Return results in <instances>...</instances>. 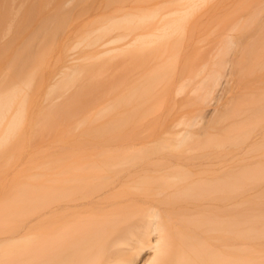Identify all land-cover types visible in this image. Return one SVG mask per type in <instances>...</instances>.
<instances>
[{"label": "bare ground", "instance_id": "1", "mask_svg": "<svg viewBox=\"0 0 264 264\" xmlns=\"http://www.w3.org/2000/svg\"><path fill=\"white\" fill-rule=\"evenodd\" d=\"M73 1L75 0H62L59 7L68 6ZM83 1L85 3L88 0ZM187 1H192L194 2L193 5H197L196 2L200 0ZM78 2L79 4L83 3L81 0H78L76 3ZM220 2H222V0ZM220 2L219 5L221 6ZM164 3L172 4V0H164ZM79 4L74 5L76 7ZM222 4H225V2ZM40 5V0H0V133L6 132V140L12 133L20 130L26 132L32 128L34 124L39 127H44L45 123L43 122H46V119L42 122L43 126H40L42 124L39 123L37 119L38 117L42 119L44 117L47 118L46 116L49 115V120H52L53 116L51 115L57 116L59 114L61 115L62 112L63 114L67 113L66 110L72 108L70 101L74 104L76 102L75 99H81L86 96V93H89L87 91L84 96H82L84 92L81 91V87V90L79 88H77V90L79 89V91L82 92L80 93V96L82 97L78 96L79 91L76 93L77 90L68 93L70 90L68 88H71V86L74 85V81H77L76 78L78 79L81 77V79L78 80L82 82L85 79L83 75L90 78L89 76L94 73L96 76V72H101V74L108 72L111 66H113V62L119 57L124 61V54L127 53H131L133 59L131 62L134 63V60L137 63L140 62L141 69L136 73V76L133 79V83L135 84L133 89L135 90V87H137L138 84L141 85V83L144 84L148 82L154 71H157V69L160 70V68L163 69L162 67L164 66L162 65L166 62L169 64V61L171 60H169V52L171 49L174 51V48H177L175 49L177 51H174L171 56L173 60L170 61V65L174 61L173 56L176 53V56L178 57L180 56L178 55V52L183 48H186V50L191 48V40L194 36L195 28L198 25L197 19L193 21L187 19L194 8L193 5L167 10L162 14H160V8H158L151 12L149 10L148 14L142 13L140 15L133 13H126L122 16H117L115 15L116 13L107 16H100L101 14L99 15L98 13L92 16L88 15L86 22L100 23V25L96 27H93V25L89 26L83 36L95 40L96 46L81 59L80 56H76L74 52H71L69 44H61V46L57 48L59 52L57 57L58 63L54 68L44 69L36 79L37 67L44 60L38 55L46 52V47L54 38L56 32H58L57 30L55 31L54 28L59 22L61 24L65 22L61 28L63 26L65 27L67 24V21L63 20L66 19V17H57L56 13H49L48 8L50 4H48L47 7L45 5V8L41 13L39 11ZM100 6L98 8H100ZM24 8L26 11L21 13V10ZM72 8L74 9V6H72ZM122 8L125 10V7ZM148 9V7H141L138 11L147 12ZM65 11L71 12V9ZM210 11H203V13L200 14V17L209 14ZM62 14L60 13V15ZM256 16V14H253V16L251 15L250 17H247L246 20L248 23L246 22L247 24L245 26L251 27V25L254 24ZM58 18H61L63 21H60ZM57 19L59 21H57ZM56 21L58 24L54 26ZM122 22H125L127 25L130 24V28L125 24L122 25ZM240 23L241 20L236 22V24L232 26L230 32L235 31ZM59 25L56 29L59 28ZM120 28H128L130 31L114 35L115 30ZM242 30H244V28H242ZM259 33L260 29L258 26L253 28L251 32L245 31L244 35L247 36V39L243 45L239 43V41L236 42L234 38L228 34L223 36L218 43L216 42L217 44H214L215 47L212 46L213 49L211 47L212 53L210 51V57L206 58V61H203V66H199L200 70L198 69L199 71L196 72L197 75L194 73L196 78L193 77L194 75H189L195 78V85L191 90V94L196 95L199 102H202L205 111H198V114H200V112L201 114L191 121L188 120L186 122L181 118V121L165 131L163 136L159 135L160 137L150 139L146 143H138V145L132 144L131 147L128 146L133 157L136 155H142L139 156L140 158L135 157L138 161L142 160V163L141 161L139 163L137 159H134L133 161V159L130 158L131 156L125 154L126 159L124 157L121 161L126 160L128 163L127 159L130 158L129 161H132L129 163L133 162L132 164L126 165L127 163L123 162L124 165H122L123 163H120V166H117L116 164L93 165L94 168H90L91 166L88 167L90 169L83 166V168H75L83 171L86 170L82 175L73 174L67 179L54 180L53 185L43 187L47 189L45 192L38 188L35 195V190L32 191L30 189H24L26 191L25 196L15 195L14 193L13 196L11 194L12 196L10 195L7 206L0 209L2 215L5 214V212H9L12 216L18 214V212H13L14 214L12 213V205L16 202H20V204L21 202H27V208L32 204V207L35 208V218L31 224V226L34 227V236L32 238L28 237L24 239V241L21 240L23 242L16 247L18 248V251L21 250L19 251L20 253L17 251V257L20 260V264H264V249L262 250L264 245L258 250L252 249L250 245H245L246 242H242L243 244L241 248H238L235 253L232 249V242H234L233 238L248 241L249 243L247 242V244H250L251 242L256 243L257 240H259L258 242L260 245V241L264 240V238L260 239V225H264V217H260V214L257 212V214H241L235 219L231 218V200H229V197L227 196L226 189H223L220 182H218L219 179L216 181L215 179H202L206 173L208 174L207 170H205V173L204 170L199 171L202 167L193 169L179 164L178 161L176 162L177 164H174V162L171 164L172 162H169L170 164L168 165H162L160 163L169 157V155L167 154L168 156L164 157L161 156V153L159 154V152L163 153V151H161L163 149L167 152L168 148L170 150H179L178 153H180L185 146L187 147L191 145L189 143L192 139L193 142L191 143H194V141H197L195 138L198 139L197 136L202 138L200 135H195L194 137L192 129L200 125L198 124L199 118L202 120L201 124L203 122L202 127L206 128L207 122H205V124L204 120L206 121V119H208V123L209 121L212 122L211 119L215 118V113H219V108L216 106L220 100H222V95H225L224 92L226 91V85L229 83L230 76L234 74H232L233 69H231V59H229L230 51L232 49L234 50V48L238 49L239 47V52H245L246 60L247 58L249 59L248 55H251L250 53L256 48L257 40H260V38L257 39ZM74 35L76 36L75 33ZM102 35H113L115 39H127L128 41L121 45L105 49L104 47L110 39L105 41V43H100ZM113 36H111V38H113ZM185 39H188V42H186L188 44H184ZM40 50L42 52L38 54ZM178 59L179 57L175 60L177 61ZM136 62L135 65L137 66ZM173 64L176 65L178 63L174 61L172 66H169L172 68L175 66ZM165 65L167 66V64ZM248 66L247 67L250 69L253 67L252 64ZM131 67H133V64H131ZM30 68L31 70H29ZM134 69H132V72L135 73ZM169 69L167 68V73L169 72ZM85 71H90L92 73L88 75ZM163 74L161 76H164V79H166L165 74ZM182 74L180 76L181 78ZM93 76L90 78L93 80L90 81L94 82L92 83L93 89L91 90H95L96 88L94 91L96 92L99 88L101 89L102 86L100 85L102 84L99 83H102V80H100L101 78L99 76V78H93ZM153 76L154 79L157 78V75L153 74ZM172 78L173 77H170V80H172ZM105 79L106 78L103 80L104 82ZM161 79L162 77L154 81H161ZM194 80L188 82V78L185 82L194 83ZM90 81L86 80L84 83L86 89L88 86L86 83ZM95 81L96 83L98 81L99 87L95 84ZM108 81H106V83ZM157 82L162 84V82ZM156 83L153 85L158 84ZM183 83L184 82L182 81V84ZM187 83H185L187 86L190 85ZM108 84L110 86L105 84L107 89L112 85L111 82ZM58 85H61L59 88L62 90L60 91L61 95L56 97V101L52 98L47 102L48 100L46 98H48V92ZM229 85L231 86V84H228V89L230 87ZM148 86L151 87L149 91L152 92L147 90V93H145V90L144 92L142 91L143 93H140L141 95L135 97L134 95L131 96L136 98V104L134 106L138 107V110L136 107L134 109L138 112L143 109L142 105L144 103L148 104L154 101V99H152L153 97L156 98L158 96L153 92L152 86L147 85V87ZM184 86V84L180 86L179 91H176L175 94L177 95V92L180 93L181 90H183L182 92L184 93ZM187 86H185V89ZM89 87L91 88V85ZM154 87H156L155 89L157 90L159 86ZM170 88H167L168 91H165L166 94L161 93L162 95L159 98H163L164 100ZM137 91L133 92L135 93ZM229 91L226 92L229 93ZM90 92L92 93V91ZM128 92L130 91L127 90V93ZM124 93L126 94V92ZM115 94L116 92L98 94V96H100L97 98L99 99L98 103H101V106L105 104L102 108H99V110L101 109L102 111L99 112L101 115L103 114V111L104 114L108 111L105 109L108 108L107 106H109L114 100H116L117 103H120L118 102V99H114L116 96ZM131 94L129 93V96ZM110 95H112V97H109ZM123 95L124 94H121V101L124 98ZM129 96L126 95L125 99ZM116 98L119 97L117 96ZM222 98H224V96ZM261 98H263L264 101V95H261L258 98L259 104ZM125 99L123 102H126L127 99ZM109 100L111 101L108 102L109 104L104 103ZM174 100H176V98ZM229 100L228 102L231 103V100ZM248 100L249 101L245 99L243 102L241 101V104L245 103V105H242V108L246 107L249 102L257 103L254 98H249ZM45 101L47 102V107L43 108L41 104ZM67 101H69V104ZM263 101L261 103H263ZM65 103L68 106L65 105ZM129 103L131 104L130 101ZM253 103L249 104L247 107ZM64 105L65 107L67 106L66 110ZM223 105L225 106V104ZM210 106H214V109L206 110ZM50 107H53L54 109ZM145 107L146 106H144V108ZM132 108L133 107H131V109ZM151 108H148L150 109L148 111L145 110L142 112L144 115H141V117L144 118L146 115L145 113L147 112L148 114L149 111H151ZM223 109H225V107H223ZM64 110L66 112H64ZM226 110L227 109L221 111V113L226 112ZM251 110L256 112L257 109ZM262 110L263 109L261 108L260 111ZM133 111L134 110L132 109V111L127 112L134 116L135 111L134 113H131ZM88 113V111L82 112L81 115L83 117ZM246 113H250V111L245 112V114ZM122 114L124 116V113ZM226 114H228L226 116H229V111H227ZM230 114L235 118L231 112ZM218 115H220V113ZM243 115L244 114L242 113L241 116L243 117ZM119 116L120 115H118V117ZM226 116H224V118ZM252 116L253 114L250 115V118L248 117L246 119H250L248 122L250 123L251 121L250 124H252V130H254V128L259 125L258 122L260 117H264V112L259 118H257L258 115L254 114V116H256L255 119L258 121L257 125L254 124L256 126L253 125L256 121L253 118L254 116ZM131 117L132 116H130V118ZM86 118H90V115L86 116ZM133 118L132 121H134ZM215 119L213 120L215 121ZM226 119H228V117ZM246 119L237 118V120L231 124V127H236L235 130L233 129L232 131L237 133L241 128H248L249 123H247ZM125 121L126 120H124L123 123H125ZM223 121L224 120L219 122H222L224 125V122H227V120ZM245 121L247 125L245 124ZM135 123H137V121ZM242 123L246 126L243 127ZM125 124H127V122ZM222 124L220 123L221 126ZM115 125L116 124H113L112 126L114 127ZM135 125L138 126V124ZM240 125L242 127L238 129V126L240 127ZM136 126H134V128H136ZM181 126L184 129L176 131V129ZM39 127L35 129V131L38 130ZM249 128H251V125ZM124 129L126 130V127ZM132 129L127 132H131ZM120 130L122 129L120 128ZM133 130L135 131V129ZM227 130L230 132L231 128ZM197 132H199V130H197ZM233 132H231L232 134L230 133V135H233ZM254 132L255 131L250 132L251 136ZM228 134L229 133L227 132V135ZM208 135L212 136L213 134ZM248 135L250 136V134ZM257 135L259 136L260 133ZM213 136L217 137V139L222 137L221 135L218 137V134H214ZM249 136L246 138L249 139ZM236 137L239 139H234L233 142L240 140V135H236ZM256 138L258 137L256 136L255 139ZM247 139L244 138L243 140L247 141ZM214 140L215 139L212 138V141ZM212 141L211 144H213ZM217 141L218 140H215L216 144ZM237 141L235 143L236 145L238 143ZM258 142L259 141L256 143ZM224 143L227 144L228 142H223V144ZM241 143H243L242 140L239 144ZM248 143L250 144L251 142ZM253 143L251 144L254 148L259 145L257 144L253 146ZM229 145L231 146V144ZM224 146L225 145H218V147ZM241 146H243V144ZM181 147L183 148L181 149ZM215 147H217V145H215ZM122 148L124 149L125 147ZM247 148L250 149L249 145ZM124 150H127V148ZM142 150H144V152H142ZM130 151L129 153L131 154ZM145 151L146 153L148 151V154H146ZM185 151L184 153L188 150ZM203 159H205V157ZM135 161H137V164ZM167 162L168 161H166V163ZM199 165L200 164L197 166ZM205 168L207 169L206 165ZM243 170L245 172L247 169ZM248 170H250V168ZM209 171L212 175L215 173V171L212 172L213 170ZM201 172L203 176L199 174ZM251 174H253V178H255V173ZM247 181L252 182L248 179ZM31 194L34 196H30ZM254 210L256 211L257 209ZM2 215L1 219L3 217V226L5 217ZM3 239L4 238H1L0 242H4ZM29 244H32L31 246L33 248H31ZM260 251H262V253H260Z\"/></svg>", "mask_w": 264, "mask_h": 264}, {"label": "rangeland", "instance_id": "2", "mask_svg": "<svg viewBox=\"0 0 264 264\" xmlns=\"http://www.w3.org/2000/svg\"><path fill=\"white\" fill-rule=\"evenodd\" d=\"M77 1L78 0H75L70 5L68 6L66 5L67 7L66 6L59 7V4H61L62 0H40L41 3L39 9L40 13L44 10L45 5L47 7V5L50 4L48 8L49 13L50 14L56 13L57 17H63V18L66 17L67 20L66 19L63 20L67 21V24L65 25V27L63 26L64 28L63 27L61 28V26L65 24V22L63 24L59 22V24L61 25L57 23V21L59 20L63 21L61 20V18L60 19L58 18L59 20L57 19V21L54 23V26H56L57 24L59 25L58 29H56L58 25L54 28L55 31L57 30L58 32L59 31L60 32L59 33L56 32V35L54 33L55 39L53 38L54 40L52 39L50 41V43L46 47V52L42 54H40L42 52L41 50L38 52V54H40L38 56L42 57L44 60L37 67L36 79L44 69L54 68V66L58 63L57 57L59 55V52L57 48L61 46V44H66V45L69 44L70 45L69 49L71 50V52H74L76 56H80L81 59L82 57L84 58L86 54L96 46L95 40H93L92 38H88L87 36L86 37L83 36L86 33V29L89 26L93 25V27H96L100 25V23L97 24L89 21L86 22L88 15L92 16L96 13H98L99 15L101 14L100 16L102 15L107 16L113 13H116L115 15L117 16H122L123 14L126 13H133L140 15L142 13L148 14L149 10L151 12L157 10L158 8H160V14H162L164 11L171 10L174 8L179 9L181 6H185V7L189 5L192 6L194 3L192 1H187V0H172V4L164 3V0H88L84 3V1L81 0V2L83 3L79 4V2L76 3ZM220 1L221 0H200L196 2L197 5H193L194 8L192 9L191 14L190 16H188L187 19H189V21H193L197 19L198 25L195 28V32H194V36L192 37V40L190 39L192 42L191 48L187 50L186 48H183L181 51H179L178 55L180 56H178L179 59L177 61L175 60L178 58L176 56L177 53L173 56L174 61L178 63L176 64L177 66L173 64L175 65L173 66L174 68L170 67L172 66V63H174V61L171 63V65H170V61L173 60L171 56L173 55L174 51H177L175 50L177 48H174V51L173 49H171L172 52L171 50H170L171 53L169 52L170 54L169 60L171 59L170 61L168 60L169 64L166 62L165 64H167V66L165 64L162 65L165 68L161 66L163 69L160 68V70L157 69V71H154V73H152V76H150L151 78L150 80H148V82L144 84L141 83V85L138 84L137 87H139L140 85L139 87L140 89L135 87L138 91L136 89L135 90L133 89L135 86V84L133 83V79L136 76V73L141 69L140 62H138L139 64L135 60L134 63L131 62V60H133L131 57V53H127L124 54L125 60L124 61L121 60V57L117 58L113 62V66H111L108 72L103 73L102 71L103 74H101V72H96V76L94 75L95 73L93 72L94 76L91 75L93 76V78L100 77L101 78L100 80H102L101 81L102 83H99L102 84L100 85L102 86L101 89L99 88V90L96 91L98 93L94 92L96 90L95 87H94L95 90H91L93 89L92 83H94L92 82L93 80L90 79L92 78L91 76H89L90 78H88L87 76L83 75L85 79L82 82L78 80L81 79V77L78 79L76 78V80L79 82L74 81V85L71 86V88L70 87L68 88L71 90V91L69 90L68 93H71L73 90H77V88L80 89V87L82 89L80 90L84 92L82 96H84L85 92L87 91L89 93H86L85 94L86 96L81 99L77 98L78 101L77 99H75L76 97L75 96L74 99L76 100V102L73 104L70 101V105L72 106V108L70 109L67 108L68 110H66V107L68 106L66 103L68 102L69 104V101H67L65 103V105L67 106L65 107L64 105L67 113L63 114L62 112L61 115L59 114L57 116L51 115L53 116L52 120L51 119L49 120L48 118L49 115L46 116L47 118L44 117L42 119L38 117L37 119L39 123L42 124L40 126H43V123H45L44 127H39L38 125L34 124L33 127L27 130L26 132L20 130L15 133H12L7 140H6V132L0 133V209L7 206L11 194L13 196L14 194L25 196L26 191L24 189H30L32 191L35 190L34 193L35 195L38 188L41 191L45 192L47 191V189L43 187L53 185L54 180H59L64 178L67 179L71 177L73 174L82 175L86 171L75 168H79V167L83 168V166L85 168H88L90 166H91L90 168H94L93 165H111V164L112 165L116 164L117 166H120L119 165L120 163L123 162L127 163V161L125 160L126 155L131 156L130 158H132L134 161V159H137L135 157L140 158L139 156L142 155L139 156L136 155L135 157H133V154L128 149L129 148L128 146L131 147L132 144L138 145V143L141 144L146 143L150 139H155L157 137L163 136L164 132L167 131L169 128L173 127V125H175L177 122L181 121L180 120L181 118L182 120L187 122L188 120L191 121L194 118L198 117V115L201 114V112L200 114H198L199 113L198 111L204 110L203 104L201 101L199 102V99L197 98L196 95L191 94V90L195 85L194 79L196 78L195 75H197L196 72L200 70L199 66L200 67L203 66L204 64L203 61L204 60L206 61L207 60L206 58L210 57V54L212 53L211 50L213 49V47H215L214 44L216 45L223 36L229 34L234 38L236 42L239 41V43L243 45L244 42H246L245 40L247 39V36L244 35V32L245 31L251 32L253 28H256L258 26V28L260 29V33H259L260 35L259 34L257 35V39L260 38V40L256 39L257 40L256 48L253 49V51L250 53L251 54L250 56L248 55L249 57V59L247 58L248 61L245 58L246 57L245 52L243 51H241L242 53L239 52L240 50L238 46H236L238 47V49L234 48V50L232 49L230 51L229 59H231L230 60L232 64L231 69H233L234 72L232 70L231 71L232 74L234 73L233 74L234 76L231 75L229 79L228 84H231V86L229 85L230 91L228 89V84L226 85V91H229V93L225 91L224 94L227 95L226 96L222 95V97L224 96V98L221 97L222 100H220V102L216 106L217 108H219L218 111L220 115H218L219 114L218 112L215 113L214 117L216 119L215 118L211 119L213 123L211 121H209L208 123V119H206V121L204 120V123L207 122L206 128L202 127L203 122L201 124L202 120L199 118L198 124H200L201 126L198 125L199 127L197 126L196 128L192 129L193 131L192 134L194 135V137L195 135H200V137L202 138H199V136H197L199 141L198 139L195 138V140L197 141L191 143L193 142L192 139L189 143L191 145L187 146L188 148L185 146L188 150V151L186 150L188 153L185 151L186 149L185 147L184 148L181 147V149L182 148L183 149L181 150L182 152L180 153H178L179 150L177 151L172 149L170 150L168 148L169 151L167 150V152H165L164 151L165 149H163L161 150L163 151V153L159 152V154L161 153L162 154L161 156L164 157L169 155V157H167L165 160L162 161L163 163L162 162L160 163L162 165H168L170 164L169 162H172L171 164H173V162L174 164H177L176 162L178 161L179 164L185 165L189 168L197 169L199 167H202L199 169V171L207 170L208 174L205 171L206 173L205 176L202 175V172L199 173L201 176H203L202 179H206V178L215 179V181L219 179L218 182H220L221 187L223 189H226L227 196L229 197V200H231L230 201L231 204L229 203L232 207L231 218L235 219L241 214H257V212L258 214H260V217H264V119H263L264 117L263 118L260 117V120L258 122L257 119H255L256 116H254V114H256L258 115L257 118H259V116L261 114L263 115L264 112L263 98H261L263 103H261L262 102L261 99H260V104L258 102L259 101L258 98L261 95H264V0H222V2ZM219 2L221 6L219 5ZM224 2L225 4H222ZM74 4L75 5L79 4L80 6L78 5L75 7ZM72 6H74V9L72 8ZM99 6L100 8H98ZM122 7H125V10H123ZM141 7H148L149 9L147 10V12L138 11ZM69 9H71V12L65 11ZM205 10H209L210 11L209 14L200 17V14L203 13V11ZM21 11H22L21 13H23V11H26V9L24 8ZM60 13L61 14L65 13V14H62L64 15L62 16L60 15ZM253 14L257 15L256 19L254 20V24L251 25V27H246L245 25L248 23L246 18L250 17L251 15L253 16ZM239 20H241L240 23L241 26L238 25L239 27H237L235 31L230 32L232 26L236 24V22H238ZM124 24L128 26V28H130V24L127 25L125 22H122V25ZM128 28L116 29L114 35L117 33L121 34L130 31V29ZM242 28H244V30H242ZM74 33L76 34V36L74 35ZM111 36L113 35L101 36L100 43H105V41L110 39V41L104 47L105 49L112 48L116 45H121L128 41L127 39L124 40L115 39L114 36L113 38H111ZM187 40L188 39L184 40V44H188L186 43L188 42ZM135 62L137 63V66L139 65L138 67L135 65ZM250 63L253 66L251 69L248 68L250 67L248 65H251ZM131 64H133V67H131ZM167 68L168 69L170 68L168 73L166 72ZM132 69H134L135 73L132 72ZM29 70H31V68ZM88 72L85 71V73L88 75L92 73L90 71ZM163 73L165 74L166 79H164V76H161ZM194 73L196 74L194 75ZM153 74L157 75L156 76L157 78L154 79ZM181 74H182V78L180 77ZM159 75L160 77H162L163 80L161 79V81L160 80L157 81L162 82V84L158 83L157 81H154L158 78L160 79ZM189 75L192 76L194 75L193 77L195 78ZM170 77H173L174 79L172 78V80H170ZM104 78H106L105 82L103 81ZM188 78H189L188 82H190V80L191 81L194 80V83L192 82L193 83L192 84L185 82L186 79ZM86 80L88 81L92 80L90 81L91 83L88 82L90 84L86 83V85H88L87 86L88 90L86 89V86L84 84ZM106 81L108 82L106 83ZM182 81L184 82L183 84L185 86H187L185 83L190 85H188L189 87L187 86L186 89L184 86L183 87L185 90L184 93L182 92L183 90H181L180 93L182 94L177 92L178 93L177 96L175 93L176 91H179L180 86L183 85ZM110 82L112 85L109 89H107L105 84H107V86H110L108 84ZM156 82L160 85H158ZM154 83H156L157 85H153ZM95 84H97L98 86L99 85L98 81L97 83L95 81ZM90 85L91 88L89 87ZM147 85H151V86L153 85L152 90L158 96L157 97L155 96L156 98L153 97L152 99H154V101L148 104L146 103L147 105L144 103L142 105L143 107L141 106L143 109H141L139 113L134 109L136 107L134 106L136 104L135 103L136 98L134 97L141 95L140 93H143L145 90H146L145 93H147V90L149 91L151 89V87L149 86L148 89ZM154 86H159V87L156 90L155 89L156 87ZM60 87L61 85H58L53 90L48 92L47 95L48 98H46L48 100L47 102H49V100H51L52 98L55 99L54 101H56V97H58V95H61L60 91L62 90L59 89ZM131 87L133 90L131 89ZM167 88H170V90L167 93L166 98L164 100L163 98L162 99L159 98L162 94H166L165 91L167 90ZM79 89L76 91V93L79 91ZM127 90L130 92L127 93ZM90 91H92V93ZM133 91H137V92L134 93ZM110 92H116L115 94L116 96L114 97V99H118L119 100L118 102L120 103H117L116 100H114L113 102H111L110 100L104 102L107 104H109L108 102H111L109 106L111 105L112 108L111 106L110 107L107 106L108 108H106L105 110L108 111L107 112L105 111L106 112L105 114L103 111V114L101 115V113L99 112L102 111L101 109L99 110V108H102L105 104L101 106V103H98L99 99L97 98L100 97L98 96V94L99 95L101 93L107 94ZM124 92H126V94ZM80 93L82 92L79 91L78 96H80ZM129 93L131 94L130 96ZM121 94H124L125 96L126 95L129 96L126 98L127 99L126 100L125 96L123 95L124 97L123 100L124 99L126 100V102L124 101L125 103L123 102V100L121 101L122 98ZM132 95H134V97H131ZM117 96L121 98L120 99L116 98ZM109 97H112V95H110ZM175 98L176 100H174ZM229 98L231 101L229 100ZM249 98H254L255 102L257 101V103L251 102L253 103L252 104L253 106L250 105L249 107H247L249 104H251L249 102V104L247 103L248 105L246 104L247 105L246 107L242 108L243 107L242 105H245V103L241 104V101L243 102V100L245 99L249 101L248 100ZM228 100L231 103H229ZM129 101L131 102V104L129 103ZM45 102L41 104L43 108L47 107L46 106L47 102L46 103ZM114 103L117 105H115ZM223 104H225V106ZM144 106L146 107L144 108ZM131 107H133L132 109L135 111L134 116L133 114L131 115L129 112H127V111H132ZM223 107H225V109L227 110L226 112H222L223 113L222 114L221 111L223 110L225 111ZM148 108H151V111H149L148 114L146 112L145 117L142 118L141 115L142 116L144 115V113L142 114V112H144L145 110L146 111L150 110ZM261 108L263 109L262 111H260ZM136 109L138 110V107H136ZM208 109L209 110L214 109V106H210L206 110ZM251 109L254 110L257 109V110L255 112L252 111ZM65 110L64 112H66ZM248 110L250 111V113L245 114V112H249ZM87 111L89 113L82 117L81 113ZM134 111L131 113H134ZM227 111H229V116H226L228 115L226 114ZM230 112L233 114V116H235V118L232 117ZM122 113H124V116ZM242 113L244 114L243 117L241 116ZM252 114L254 116L252 117L256 121L255 123H253V125L254 124L257 125L258 123L260 125V126L254 125L256 126V128L253 127L254 130H252V124H250L251 121L250 123L248 122L250 119L249 120L246 119L248 117L250 118V115ZM88 115H90V118H86V116ZM118 115L120 116L118 117ZM130 116L132 117L130 118ZM224 116L226 117L224 118ZM133 117L136 118L134 119ZM227 117L228 119H226ZM132 118L134 121H132ZM237 118L246 119L247 123H249L248 126L250 127L251 125V128L249 127L241 128L242 126L240 125V127L238 126V129L241 128L238 130L239 132L237 133H235V131L233 132L232 130L233 129L235 130L236 127L233 126L231 127V124H233V122L236 121ZM44 119H46V122H43L45 121ZM213 119H215V121ZM225 119L227 120V122L228 121L229 122L228 123L224 122L226 121ZM124 120H126L125 123L127 122V124L123 123ZM127 120L129 121V123ZM222 120H224L223 121L225 123L224 125L222 124V122H219ZM136 121L137 123H135ZM220 123L222 124V126L220 125ZM243 123L242 125L243 127H245L247 125L246 121H245L246 125ZM113 124L116 125L113 127L112 126ZM135 124H138V126H136ZM36 126H38L39 129L35 131V129L38 128V127L35 128ZM134 126H136V128H134ZM125 127L126 130L124 129ZM120 128L122 130H120ZM132 128L135 129V131ZM229 128H231L230 132L229 130H227ZM130 129L134 131V132L131 131L133 134L131 132H127L130 131ZM182 129L184 128H182L181 126L180 128L176 129V131ZM197 130H199V132H197ZM226 131L229 133L228 135ZM249 131L250 132L255 131V132L252 133L251 136V133ZM231 132H233L234 134L230 135ZM259 133L260 135L258 136L257 134ZM208 134H213V135L218 134V137L219 135L224 137L223 138L220 137L219 139H217V137L213 135L212 137L211 135ZM248 134H250V136ZM236 135L237 136L240 135L239 141L241 142L242 140L243 143L239 144L240 142L236 140L238 142L236 145L235 144L236 141L233 142L234 139H239L238 137H236ZM247 136L250 137V138L248 137L250 141L249 139L246 138ZM256 136L258 137L256 138L257 141H259L258 143H256L257 142L255 139ZM211 137L215 140H218L217 144L215 140L212 141ZM225 138L226 140L228 139L229 140L226 141ZM244 138L247 139V141L243 140ZM253 138L255 141L253 140ZM252 140L254 143L252 142ZM211 141L213 144L217 145V147L211 144ZM223 142L226 143L228 142V143L223 144ZM248 142L253 143V146L257 144L259 145L255 146L254 148L252 147V144L250 143L251 144L250 145ZM246 143L249 145L250 149L247 148L248 145ZM222 144L225 146L218 147V145L223 146ZM229 144H231V146ZM242 144L243 146H241ZM122 147L127 148V150H124L125 148L123 149ZM128 150L131 152V154L129 153ZM184 151L186 153H184ZM118 152L120 153L121 156L119 155ZM142 152H144V150H142ZM174 152L177 153L175 154ZM146 154H148V151ZM202 156H204L205 159H203L204 157ZM124 157H125L124 159L125 161L123 160L121 161V159ZM129 159H127L128 163L126 165L128 164L130 165L133 163V162L129 163L132 161V160L129 161ZM197 159L200 161H198ZM137 161H135L136 164ZM140 161L141 163L143 162L142 160H139L138 162L140 163ZM166 161L168 162L166 163ZM124 163L122 165H124ZM198 164L200 165L197 166ZM205 165L207 169L205 168ZM249 168L250 170H248ZM243 169H247V170L244 172ZM209 170H213L212 172L215 171V173H213L212 175L210 174ZM251 173H255V178H253L254 175ZM247 179L251 180L253 183L247 181ZM34 195L31 194L30 196L33 197ZM26 204L27 202L26 203L21 202V204L20 202H16L14 205H12V213L18 212V214L13 213L14 216L10 215L9 212L7 213L5 212V214L3 215L1 214L2 212H0V240L1 238H4L3 239L4 242H0V264H20V260L17 257L18 248L16 247L18 244H21L24 241V239L28 237L32 238L34 236V227L31 226V224L35 218V214H34L35 208L32 207L33 205L32 203L31 206L27 205L29 206L28 208L26 207ZM254 209H257L258 211L257 210L255 211ZM1 215L5 217L4 219L5 222L3 226H2L3 217L1 219ZM260 231H261L260 239H262L264 238L263 224L260 225ZM237 239L238 238L235 239L233 238L234 242H232V249L234 250V253L238 248H241L244 242H246L245 245H250L252 249H258V250L259 248L261 249L262 246L264 245L263 244L264 240L260 241V245H259L258 242L259 240H257L258 244L257 242L256 243L251 242L250 244H247L248 241H243L242 239L237 240ZM31 245L30 247L33 248ZM263 249L264 248H262V250ZM260 253H262V251H260Z\"/></svg>", "mask_w": 264, "mask_h": 264}]
</instances>
